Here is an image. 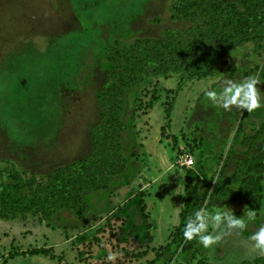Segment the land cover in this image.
<instances>
[{"label":"rangeland","instance_id":"1","mask_svg":"<svg viewBox=\"0 0 264 264\" xmlns=\"http://www.w3.org/2000/svg\"><path fill=\"white\" fill-rule=\"evenodd\" d=\"M172 4L0 0V169L13 165L45 179L89 156L90 132L101 122L98 96L114 70L108 50L115 41L186 30L188 21L171 19ZM223 61V73L201 80L148 76L125 89V172L107 191L85 195L90 212L84 219L69 211L50 221L0 219V264H245L264 257L250 239L264 224V191L258 216L241 217H254L243 229L209 226L226 233L212 247L183 236L201 208L245 210L244 200L215 191L224 179L237 190L233 177L242 178L241 163L264 146V137L254 139L264 106L226 110L205 95L256 76L264 105V41L235 48ZM186 156L193 166H186Z\"/></svg>","mask_w":264,"mask_h":264},{"label":"trees","instance_id":"2","mask_svg":"<svg viewBox=\"0 0 264 264\" xmlns=\"http://www.w3.org/2000/svg\"><path fill=\"white\" fill-rule=\"evenodd\" d=\"M170 11L172 20L188 21L190 27L167 30L162 39L115 41L108 50L107 60L114 70L98 96L101 122L90 132L89 156L53 170L45 179L28 176L13 165L0 169V219L50 221L60 211L86 218L90 208L85 195L107 191L127 168L121 144L126 131L125 89L141 85L148 76L180 74L201 80L223 73L228 52L264 41V0H173ZM263 137L264 124L254 139ZM240 173L241 179L233 177L237 190L230 187L232 180L224 179L216 195L244 200L247 209L235 212L236 217L247 211L257 217L264 191V146L257 157L241 163ZM244 263L264 264V257Z\"/></svg>","mask_w":264,"mask_h":264},{"label":"clouds","instance_id":"3","mask_svg":"<svg viewBox=\"0 0 264 264\" xmlns=\"http://www.w3.org/2000/svg\"><path fill=\"white\" fill-rule=\"evenodd\" d=\"M259 83L256 76H248L243 79L242 82H228L222 91H207L205 95L213 103L228 109L230 106L235 105L238 108L247 110L248 113L253 112L256 109L261 108V95L258 92L257 84ZM254 217L252 214L247 216V219L236 217L230 211H217L209 213L205 209L201 208L194 212L193 215L188 218L187 223L183 229V236L186 240L197 239L198 242L208 249L217 244L222 237L226 234L220 232L215 234L209 232V226L213 230L219 228L224 222H227L230 229H243L246 223L252 220ZM250 239L254 242L253 248L264 252V224H261L258 231L250 236ZM110 254L108 259H112Z\"/></svg>","mask_w":264,"mask_h":264},{"label":"built area","instance_id":"4","mask_svg":"<svg viewBox=\"0 0 264 264\" xmlns=\"http://www.w3.org/2000/svg\"><path fill=\"white\" fill-rule=\"evenodd\" d=\"M185 164L186 166H189V167L193 166L194 162L190 156L185 157Z\"/></svg>","mask_w":264,"mask_h":264}]
</instances>
